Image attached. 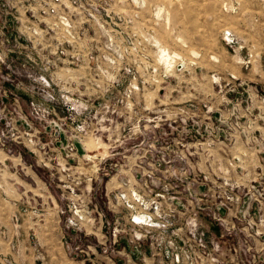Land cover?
I'll return each mask as SVG.
<instances>
[{"label":"rangeland","instance_id":"obj_1","mask_svg":"<svg viewBox=\"0 0 264 264\" xmlns=\"http://www.w3.org/2000/svg\"><path fill=\"white\" fill-rule=\"evenodd\" d=\"M12 173L61 264H264V0H0Z\"/></svg>","mask_w":264,"mask_h":264},{"label":"crops","instance_id":"obj_2","mask_svg":"<svg viewBox=\"0 0 264 264\" xmlns=\"http://www.w3.org/2000/svg\"><path fill=\"white\" fill-rule=\"evenodd\" d=\"M257 93L254 92L255 95ZM6 176L7 180L3 178L1 183L6 187L7 192L0 191V198H2L0 200V214H2L0 217V264H8L7 258L10 259V264H46V258L48 264L64 263L66 257L62 247L61 225L55 202L52 201L53 205L47 202L43 204V198L35 194L30 195L27 200L26 198L23 201L20 200L23 188L24 191H31L25 188L26 185L33 190L41 188L36 178L37 173H28L24 179L19 173ZM9 211L19 214L26 212L25 216L20 214L23 220L16 222L12 218L14 213L10 215ZM4 229L7 236L2 232ZM12 244H15L17 248L14 249ZM43 256H46L45 259Z\"/></svg>","mask_w":264,"mask_h":264}]
</instances>
